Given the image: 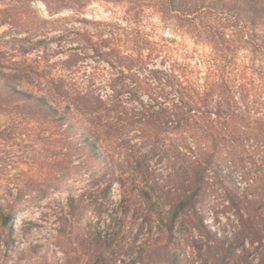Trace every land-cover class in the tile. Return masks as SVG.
Here are the masks:
<instances>
[{
	"label": "rangeland",
	"instance_id": "obj_1",
	"mask_svg": "<svg viewBox=\"0 0 264 264\" xmlns=\"http://www.w3.org/2000/svg\"><path fill=\"white\" fill-rule=\"evenodd\" d=\"M218 2L213 0L202 22L227 35L230 42L223 55L214 53L205 34L181 19L172 4L159 0L117 4L94 0L80 18L64 12L61 17L75 18L47 34V49L44 44L32 46L44 39L41 21L47 13L43 2L0 0V73L25 69L40 82L28 80L22 87L38 92L44 66L70 53H87L84 61L93 62L96 51L86 40L92 37L95 49L103 53L117 45L120 48L114 53H153L150 68L166 70L173 65L187 92L204 91L209 82H220L213 103L223 102L225 92L249 117L250 126L259 121L264 131V24H228L223 4ZM4 9L21 17L18 28L22 30L1 22ZM44 53H48L46 60ZM167 90L170 96L164 104L176 96ZM144 103L149 104L146 96ZM9 122V117L0 115V127ZM30 129L34 132L29 135L0 140V201L16 199L24 204L13 219L12 233L2 229L0 264H93L99 254L111 264H264V235L262 244L248 239L238 248L236 239L233 245L223 240L227 234L233 237L240 215H264V202L250 201L260 193L264 179L263 138L247 141L224 135L215 151L205 147V142L194 150L197 146L189 138L182 144V154L171 155V163L158 151L144 157L145 166L134 168L129 155L116 152L77 173L71 165L61 170L55 165L57 146L64 141L51 136V131ZM176 137L179 134H160L157 143L167 145ZM135 142L141 139L132 137L130 143ZM205 153L213 155L212 164L202 174L203 180L197 181L201 175L191 170L190 163L206 159ZM72 160L78 164L81 158ZM248 179L258 182L249 186ZM46 183L61 185V193L34 204L28 202L32 194L20 196L17 190ZM143 189L153 190L152 201L140 193ZM185 191L196 193V205L179 217L169 233L165 224L171 215H166V209ZM161 206L164 211L158 213ZM255 221L258 224L259 217ZM250 235L251 240L256 238Z\"/></svg>",
	"mask_w": 264,
	"mask_h": 264
},
{
	"label": "trees",
	"instance_id": "obj_2",
	"mask_svg": "<svg viewBox=\"0 0 264 264\" xmlns=\"http://www.w3.org/2000/svg\"><path fill=\"white\" fill-rule=\"evenodd\" d=\"M41 1L47 13L41 21L44 39L32 46L44 44L43 48L47 49L49 48L47 34L55 30L58 24L70 22L75 18H64L61 15L65 12L80 18L94 0ZM104 1L113 4L125 2ZM159 2L167 6L172 4L181 19L188 20L193 27L199 29V33L203 32L210 41L214 53L223 55L226 52L230 40L227 39L225 32L213 24L202 22L205 11L213 5V0H159ZM218 3L223 4L221 10L224 11L228 24L243 21L264 24V0H219ZM3 11L1 22L17 29L21 17L12 10ZM86 40L92 46V50L96 51L91 56L93 62L84 61L87 53H70L65 59L44 66L42 73L39 74L43 76L41 80L43 85H39L38 92L22 87L28 80L30 84L34 80L40 82L39 77H33L25 69L0 73V115L9 117L10 120L7 125L0 127V140L9 141L18 136L29 135L34 132L30 126L41 132L51 131V136H58L65 142L57 146L55 165L60 170L66 165H71L77 173H81L90 168L89 166H97L104 159L113 157L116 152L129 155L131 157L129 165L134 168L145 166L144 157L158 151L163 152L171 163V155L182 154V144L188 142L189 138L197 146L194 150L199 149L201 143L205 142V147L208 146L212 151L220 148L219 140L224 138V135L247 141L264 139V131L260 128L263 123L257 121L256 125L251 127L249 117L235 105V102H231L225 96V92V102L213 103L216 89L219 91L221 89L220 82L216 80L209 82V87L204 91L195 88L187 92L183 86L182 76L173 65L166 70L150 68L149 64L154 61L153 53L147 55L114 53L115 49L120 48L119 45L110 49L108 53H103L102 49L97 47L95 49L92 37H87ZM44 56L46 60L48 53H44ZM80 62L83 63L79 64ZM86 67L92 69V73L82 71V68ZM145 70H148L146 75ZM167 88L176 96L170 97V103L164 104L170 96ZM144 96L149 101L148 105L144 103ZM147 130L152 133H148ZM164 133L179 134V137L169 139L167 145L158 144L157 139ZM131 136L139 137L141 143H130ZM241 146L246 152L245 145ZM64 148L68 151L63 152ZM187 148L193 150L191 146ZM205 155L206 159H193L190 163L191 170L201 175L197 181L203 180L202 174L208 165L212 164L213 155L208 153ZM72 157L81 158V161L76 164ZM255 182L258 181L247 180L249 186ZM17 190L20 196L32 194L28 202L35 204L61 193L62 187L59 184L46 183L42 187L28 186L27 189ZM259 190L260 193L256 192L250 199L252 203L264 202V179ZM152 192V189L140 191L151 201ZM108 193L109 188L104 196ZM195 194V192L188 194L185 191L177 201L169 203L166 215L171 216L167 218L165 224L169 233L173 232L179 217L195 207ZM19 202L16 199L0 201V236L2 229L7 228L8 233H12L13 219L24 209V204ZM164 208L161 206L158 213L163 212ZM257 217L258 224L255 221ZM250 234L256 238L251 240ZM262 235L264 215H240L238 229L231 235L233 237L227 234L223 240L233 245L236 239L238 248L248 239L250 242L262 244ZM93 264L111 263L103 254H99Z\"/></svg>",
	"mask_w": 264,
	"mask_h": 264
}]
</instances>
